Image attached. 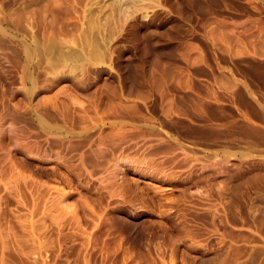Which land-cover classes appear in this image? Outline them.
<instances>
[{"label": "rangeland", "instance_id": "rangeland-1", "mask_svg": "<svg viewBox=\"0 0 264 264\" xmlns=\"http://www.w3.org/2000/svg\"><path fill=\"white\" fill-rule=\"evenodd\" d=\"M0 264H264V0H0Z\"/></svg>", "mask_w": 264, "mask_h": 264}, {"label": "bare ground", "instance_id": "bare-ground-1", "mask_svg": "<svg viewBox=\"0 0 264 264\" xmlns=\"http://www.w3.org/2000/svg\"><path fill=\"white\" fill-rule=\"evenodd\" d=\"M120 3V2H119ZM120 5V4H119ZM69 9V8H68ZM67 10V9H66ZM69 11V10H68ZM70 18V17H69ZM44 21V20H43ZM56 23V22H55ZM60 23V22H59ZM35 26V25H34ZM53 26V25H52ZM75 26V24H74ZM45 28V27H44ZM58 28V27H57ZM41 29V28H40ZM51 30V29H50ZM47 32V31H46ZM63 32V31H62ZM54 33V32H53ZM53 35V34H52ZM50 36V35H49ZM53 37V36H52ZM45 38V37H44ZM51 42V41H50ZM49 43V42H48ZM51 45V44H50ZM53 45V44H52ZM79 57V56H78Z\"/></svg>", "mask_w": 264, "mask_h": 264}]
</instances>
